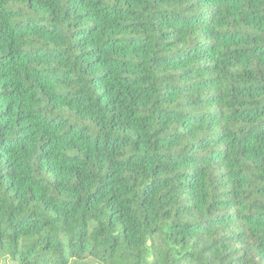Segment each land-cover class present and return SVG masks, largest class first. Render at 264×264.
Segmentation results:
<instances>
[{
  "label": "trees",
  "instance_id": "1",
  "mask_svg": "<svg viewBox=\"0 0 264 264\" xmlns=\"http://www.w3.org/2000/svg\"><path fill=\"white\" fill-rule=\"evenodd\" d=\"M0 264H264V0H0Z\"/></svg>",
  "mask_w": 264,
  "mask_h": 264
}]
</instances>
